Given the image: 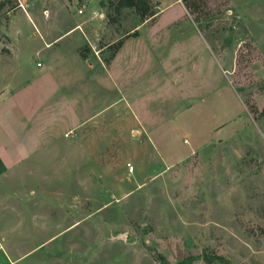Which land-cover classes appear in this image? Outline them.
<instances>
[{
    "label": "rangeland",
    "instance_id": "1",
    "mask_svg": "<svg viewBox=\"0 0 264 264\" xmlns=\"http://www.w3.org/2000/svg\"><path fill=\"white\" fill-rule=\"evenodd\" d=\"M149 1L0 0V264H264V0Z\"/></svg>",
    "mask_w": 264,
    "mask_h": 264
},
{
    "label": "trees",
    "instance_id": "2",
    "mask_svg": "<svg viewBox=\"0 0 264 264\" xmlns=\"http://www.w3.org/2000/svg\"><path fill=\"white\" fill-rule=\"evenodd\" d=\"M185 1L187 2L188 0ZM102 5L114 9L116 13H120L123 7H132L139 13L142 20L152 17L156 14V12L152 10L149 0H102ZM136 34H138L137 31L133 32L132 35ZM122 43L123 39H119L110 45L112 49V56L115 55L116 52H118V50L122 46ZM261 116H264V111L262 112ZM205 256L208 264H212L214 262H219V264H232V261L230 259L223 256H211L208 254H206Z\"/></svg>",
    "mask_w": 264,
    "mask_h": 264
},
{
    "label": "crops",
    "instance_id": "3",
    "mask_svg": "<svg viewBox=\"0 0 264 264\" xmlns=\"http://www.w3.org/2000/svg\"><path fill=\"white\" fill-rule=\"evenodd\" d=\"M176 2H178V1H182V0H175ZM27 15H28V17H30V19L32 20V16H31V14L30 13H27ZM156 15V14H155ZM152 16V17H149V18H146L145 20H143L142 21V23L141 24H144L145 22H147V21H149V20H152L154 17H156V16ZM9 23H10V26H11V32H10V34H9V37L11 38V39H13V40H16V38L18 37V38H20V36L22 35L21 33H20V31L18 30L19 29V25H17L16 23H15V20L12 18V19H9ZM141 26V25H140ZM140 26H137L136 27V29H138ZM15 27H17L18 29L16 30V31H14L15 30ZM135 31H137L138 32V30H134L133 32H135ZM68 32H70V30L69 31H66V32H63V33H60V34H57V35H55L54 36V34H50V38L48 39V40H46L45 41V46L48 48V49H50V48H53L56 44H58L60 41H61V38L65 35V34H67ZM133 32H131V33H128V34H126V35H124V36H121L120 38H118L117 40H119V39H123V43H122V46L120 47V49L118 50V52H117V54L119 53H121V50H123L124 48H125V46L127 45V44H129V42L130 41H132L133 39H132V34H133ZM131 45H132V47L133 48H136L134 45H136L135 43H131ZM138 47V46H137ZM39 50H41V49H39ZM37 51V53H39L40 51ZM139 51V50H138ZM132 56H133V54H132ZM139 60V55L137 56V58H136V61H138ZM134 61H135V57H131V64L133 65V63H134ZM38 63H41V62H38ZM38 63H37V65H38ZM40 67H43V64L41 63L40 64ZM0 166H2V167H5L6 166V162L3 160V159H0Z\"/></svg>",
    "mask_w": 264,
    "mask_h": 264
},
{
    "label": "built area",
    "instance_id": "4",
    "mask_svg": "<svg viewBox=\"0 0 264 264\" xmlns=\"http://www.w3.org/2000/svg\"><path fill=\"white\" fill-rule=\"evenodd\" d=\"M79 12H82V10L80 9ZM41 63H38V65H40Z\"/></svg>",
    "mask_w": 264,
    "mask_h": 264
}]
</instances>
